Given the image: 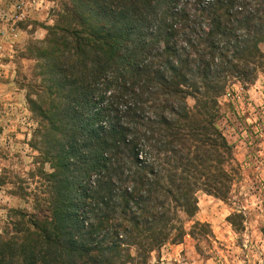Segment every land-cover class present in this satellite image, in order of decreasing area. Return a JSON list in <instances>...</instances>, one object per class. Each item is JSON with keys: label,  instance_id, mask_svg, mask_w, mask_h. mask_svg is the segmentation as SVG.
<instances>
[{"label": "trees", "instance_id": "obj_1", "mask_svg": "<svg viewBox=\"0 0 264 264\" xmlns=\"http://www.w3.org/2000/svg\"><path fill=\"white\" fill-rule=\"evenodd\" d=\"M67 3L36 49L48 189L11 209L0 264L147 263L183 239L198 192L231 193L219 99L264 70V0Z\"/></svg>", "mask_w": 264, "mask_h": 264}, {"label": "rangeland", "instance_id": "obj_2", "mask_svg": "<svg viewBox=\"0 0 264 264\" xmlns=\"http://www.w3.org/2000/svg\"><path fill=\"white\" fill-rule=\"evenodd\" d=\"M67 2L0 0V234L11 209L48 189L52 140L40 106L53 98L52 74L36 49ZM219 104L220 128L234 155L231 193L222 199L198 192L195 215L180 214L183 239L143 264H264V70L249 86L232 84Z\"/></svg>", "mask_w": 264, "mask_h": 264}]
</instances>
